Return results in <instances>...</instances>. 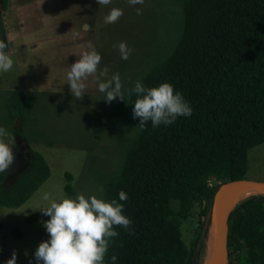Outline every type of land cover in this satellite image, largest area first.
I'll return each instance as SVG.
<instances>
[{
  "label": "trees",
  "instance_id": "trees-1",
  "mask_svg": "<svg viewBox=\"0 0 264 264\" xmlns=\"http://www.w3.org/2000/svg\"><path fill=\"white\" fill-rule=\"evenodd\" d=\"M5 3L0 0L2 8ZM140 80L147 87L171 83L192 112L167 126L146 122L120 171L104 184L106 199L127 193L121 203L131 220L128 230L115 226L118 235L105 260L111 264L115 255L116 264H202L214 192L220 183L246 178L248 151L264 142V0H184L175 46ZM130 90L125 100L132 109ZM31 103L28 93L12 92L2 116L5 126L20 119L27 141L44 136L30 126ZM49 175L43 155L30 149L28 166L0 205L19 207ZM65 177L71 195L72 176ZM187 218L193 229L185 231L186 242ZM9 232L22 236L18 226ZM228 264H264V193L242 198L231 210Z\"/></svg>",
  "mask_w": 264,
  "mask_h": 264
},
{
  "label": "rangeland",
  "instance_id": "rangeland-1",
  "mask_svg": "<svg viewBox=\"0 0 264 264\" xmlns=\"http://www.w3.org/2000/svg\"><path fill=\"white\" fill-rule=\"evenodd\" d=\"M183 2L144 0L136 6L142 8L140 15L126 0H113L107 7L96 0H6L3 8L0 5V39L7 38V51L14 61L9 72L0 74V126L14 140L13 161L0 173V197L28 166L30 149L39 151L50 167L49 177L23 204L16 208L0 205V264H6L13 253L15 264H29L30 260L36 264L33 253L48 238L43 221L49 217L28 206L44 203L40 199L44 191L65 192V172L72 176V196L96 194L120 171L140 132L138 118H133L126 100L105 102L91 78L87 93L79 100L72 97L66 82L69 65L91 42L101 55L98 69L107 67L109 76L120 74L125 99L135 81L175 46L182 28ZM111 6L122 8L123 15L115 23L105 24L103 17ZM120 41L132 49L127 60L120 59L113 47ZM16 91L31 96L30 126L41 129L43 138L25 140L20 119L3 124L6 98ZM245 177L264 180V142L249 149ZM191 222L187 218L182 223L186 242L185 231L187 235L192 231ZM12 226L20 227V238L10 234ZM209 235L210 229L205 256Z\"/></svg>",
  "mask_w": 264,
  "mask_h": 264
},
{
  "label": "clouds",
  "instance_id": "clouds-1",
  "mask_svg": "<svg viewBox=\"0 0 264 264\" xmlns=\"http://www.w3.org/2000/svg\"><path fill=\"white\" fill-rule=\"evenodd\" d=\"M99 6H110L113 0H96ZM134 7L136 15L142 12L144 0H126ZM123 15L120 7H108L104 15L105 24L115 23ZM7 38L0 39V74L7 73L13 68V58L7 51ZM120 59L127 60L132 49L125 41L114 44ZM101 55L96 47L89 42L87 50L79 54V58L69 65L66 82L72 97L79 100L87 93L89 78L95 83L96 91L102 94L105 102L113 99H124L120 74L113 72L108 75V68L98 69ZM135 94L132 103V116L138 118V125L143 128L146 122H151L153 128L163 124L174 123L178 117H188L192 109L189 102L179 90L167 81L147 87L137 80L130 90ZM12 133L0 126V173H3L13 161ZM117 198L106 199L103 188L99 187L96 194L85 195L76 193L66 194L62 189L54 193L44 191L40 199L44 203L32 207L39 209L47 217L43 227L48 238L39 242L33 256L36 264H107L105 255L110 247L112 238L118 235L115 226L128 230L131 220L123 213L127 193L119 191ZM26 208V207H25ZM111 264H116L117 257L108 258ZM6 264H15V254ZM29 264H32L31 260Z\"/></svg>",
  "mask_w": 264,
  "mask_h": 264
},
{
  "label": "water",
  "instance_id": "water-1",
  "mask_svg": "<svg viewBox=\"0 0 264 264\" xmlns=\"http://www.w3.org/2000/svg\"><path fill=\"white\" fill-rule=\"evenodd\" d=\"M249 186L257 189V193H264V180L235 179L220 183L214 192L211 203V224H215L218 253L216 264H228V227L229 215L235 204L234 194Z\"/></svg>",
  "mask_w": 264,
  "mask_h": 264
},
{
  "label": "bare ground",
  "instance_id": "bare-ground-1",
  "mask_svg": "<svg viewBox=\"0 0 264 264\" xmlns=\"http://www.w3.org/2000/svg\"><path fill=\"white\" fill-rule=\"evenodd\" d=\"M257 192H258L257 189L246 186L234 194L233 203L251 194H255ZM216 238L217 237H216L215 224L212 223L210 227L209 241H208L207 251H206V256H205V264H216L217 253H218V244H217Z\"/></svg>",
  "mask_w": 264,
  "mask_h": 264
},
{
  "label": "flooded vegetation",
  "instance_id": "flooded-vegetation-1",
  "mask_svg": "<svg viewBox=\"0 0 264 264\" xmlns=\"http://www.w3.org/2000/svg\"><path fill=\"white\" fill-rule=\"evenodd\" d=\"M28 161H29V159H28ZM25 164V163H24Z\"/></svg>",
  "mask_w": 264,
  "mask_h": 264
}]
</instances>
